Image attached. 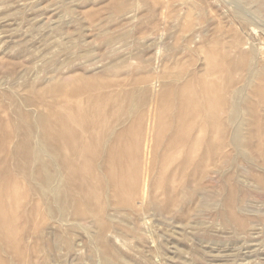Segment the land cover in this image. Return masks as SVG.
Here are the masks:
<instances>
[{"label":"rangeland","instance_id":"374dc122","mask_svg":"<svg viewBox=\"0 0 264 264\" xmlns=\"http://www.w3.org/2000/svg\"><path fill=\"white\" fill-rule=\"evenodd\" d=\"M263 53L264 0H0V264H264Z\"/></svg>","mask_w":264,"mask_h":264},{"label":"bare ground","instance_id":"6f19581e","mask_svg":"<svg viewBox=\"0 0 264 264\" xmlns=\"http://www.w3.org/2000/svg\"><path fill=\"white\" fill-rule=\"evenodd\" d=\"M263 42V41H262ZM249 51V50H248ZM250 52V51H249ZM264 54V53H263ZM255 56V55H254ZM250 58V57H249ZM256 59V58H255ZM213 67V66H212ZM249 67V66H248ZM250 69V68H249ZM252 70V69H251ZM253 71V70H252ZM252 71H250L249 70V72H252ZM216 72V71H215ZM217 74V73H216ZM250 74V73H249ZM250 76V75H249ZM261 80V79H260ZM245 82V81H244ZM216 83V82H215ZM205 85V84H204ZM212 85V84H211ZM252 85H253V83H252ZM201 86V85H200ZM185 87V86H184ZM213 87V86H212ZM237 87V86H236ZM214 88V87H213ZM236 89V88H235ZM186 90V89H185ZM209 90V89H208ZM238 90V89H237ZM220 91V90H219ZM263 91V90H262ZM205 92V91H204ZM221 92V91H220ZM189 93V92H188ZM235 93V92H234ZM259 94V93H258ZM212 95V94H211ZM214 95V94H213ZM223 95V94H222ZM105 97V96H104ZM103 97V98H104ZM164 97V96H163ZM209 98V97H208ZM199 99V98H198ZM213 99V98H212ZM154 100V99H153ZM181 101H182V103H184V102H188V101H186L187 99H184V97H182V99H180ZM217 100V99H216ZM259 100V99H258ZM101 101V100H100ZM213 101V100H212ZM233 101V100H232ZM166 102V101H165ZM231 104H232V102L231 101H229ZM213 103V102H212ZM197 104H198V101H196V100H192L191 99V102H190V104L189 105H191V109H190V113H192V115H194V113L196 112V110H197ZM220 104V103H219ZM101 106V105H100ZM217 107V106H216ZM153 108H154V106H153ZM188 108V107H187ZM214 108H215V106H214ZM219 108V107H218ZM255 108V107H254ZM210 109V108H209ZM233 109V108H232ZM185 110V109H184ZM213 110V109H212ZM229 110V109H228ZM231 110V109H230ZM235 111V110H234ZM154 112V111H153ZM149 113V112H148ZM151 113V112H150ZM255 115V114H254ZM262 115V114H261ZM147 116H149V115H147ZM180 116H181V114H180ZM187 117V116H186ZM147 118V117H146ZM177 118V117H176ZM148 119H149V117H148ZM152 121H153V118H152ZM187 121V120H186ZM263 121V120H262ZM149 123H150V121H149ZM185 124V123H184ZM98 122H92V124H91V127L92 128H96V127H98ZM177 130V129H176ZM136 134V133H135ZM229 136V135H228ZM92 137H94V139H95V135L94 136H92ZM98 144H97V142H96V140H94V148H97L96 146H97ZM197 147V146H196ZM118 149H122L123 150V148L121 147V148H118ZM125 149V148H124ZM143 149H145V147H143ZM112 150H113V152H112ZM109 153V157L107 158V159H109V161L110 162H113L114 164H115V166L120 170V174H121V178H118V179H116V183H117V185H122V183H123V177L122 176H125V174H127L126 172H128V167H127V165L125 164V159H126V156H125V154H119V153H117L116 152V148H114V149H112ZM93 157H92V159L93 160H95L96 159V157H97V155L95 154V152L93 151ZM111 153H113V154H111ZM142 156H144V154L142 153ZM145 157V156H144ZM143 157V158H144ZM146 159V158H145ZM142 160V159H141ZM142 162H143V160H142ZM143 164H141V166H142ZM92 167V166H91ZM144 166L142 167V169L143 170H141V174H143V172L142 171H144ZM87 172L89 171V170H86ZM92 178V177H91ZM14 190V189H13ZM15 193V192H14ZM1 215V214H0ZM1 217L2 216H0V219H1ZM1 222V221H0ZM2 225H5L3 222H2Z\"/></svg>","mask_w":264,"mask_h":264}]
</instances>
